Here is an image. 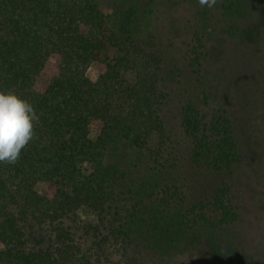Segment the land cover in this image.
Returning <instances> with one entry per match:
<instances>
[{"label": "trees", "instance_id": "16d2710c", "mask_svg": "<svg viewBox=\"0 0 264 264\" xmlns=\"http://www.w3.org/2000/svg\"><path fill=\"white\" fill-rule=\"evenodd\" d=\"M0 91L39 117L0 161V264L254 263L233 191L264 165V0H0Z\"/></svg>", "mask_w": 264, "mask_h": 264}, {"label": "rangeland", "instance_id": "374dc122", "mask_svg": "<svg viewBox=\"0 0 264 264\" xmlns=\"http://www.w3.org/2000/svg\"><path fill=\"white\" fill-rule=\"evenodd\" d=\"M101 8L107 13L115 14L120 10L122 0H99ZM99 66L91 65L87 76L96 81L99 76ZM123 153V149L120 150ZM128 152V151H127ZM140 156L132 150L127 153V161L133 162ZM37 189L44 193L45 184H39ZM234 202L238 205L242 219L239 229L245 240L243 244L246 257H253V264H264V165L252 166L249 161L238 171L233 191ZM88 219L89 213L80 211Z\"/></svg>", "mask_w": 264, "mask_h": 264}, {"label": "clouds", "instance_id": "9594fccd", "mask_svg": "<svg viewBox=\"0 0 264 264\" xmlns=\"http://www.w3.org/2000/svg\"><path fill=\"white\" fill-rule=\"evenodd\" d=\"M209 7L215 0H201ZM39 117L31 103L13 92L0 91V161L14 163L33 138Z\"/></svg>", "mask_w": 264, "mask_h": 264}]
</instances>
